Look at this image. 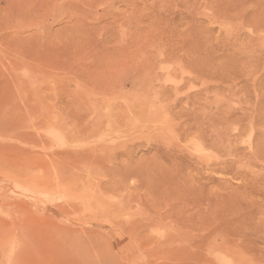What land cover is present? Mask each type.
Segmentation results:
<instances>
[{
	"label": "rangeland",
	"instance_id": "obj_1",
	"mask_svg": "<svg viewBox=\"0 0 264 264\" xmlns=\"http://www.w3.org/2000/svg\"><path fill=\"white\" fill-rule=\"evenodd\" d=\"M0 264H264V0H0Z\"/></svg>",
	"mask_w": 264,
	"mask_h": 264
}]
</instances>
